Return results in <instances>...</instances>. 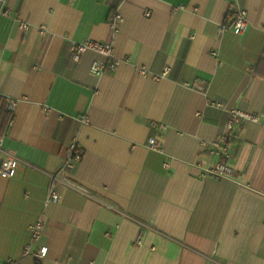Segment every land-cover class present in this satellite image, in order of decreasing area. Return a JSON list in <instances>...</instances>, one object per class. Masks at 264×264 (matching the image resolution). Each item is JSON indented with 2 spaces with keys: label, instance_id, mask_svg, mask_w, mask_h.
<instances>
[{
  "label": "crops",
  "instance_id": "1",
  "mask_svg": "<svg viewBox=\"0 0 264 264\" xmlns=\"http://www.w3.org/2000/svg\"><path fill=\"white\" fill-rule=\"evenodd\" d=\"M5 1L0 95L16 107L0 167L18 160L0 174V264H264V0ZM238 10L245 34L221 32ZM87 40L114 45L116 71L93 75L107 61L93 51L71 59ZM233 108L260 122L213 154L202 142ZM74 144L83 158L66 178L87 193L59 181L61 201L46 205ZM220 162L230 176L208 173ZM39 220L41 260L25 254Z\"/></svg>",
  "mask_w": 264,
  "mask_h": 264
},
{
  "label": "built area",
  "instance_id": "2",
  "mask_svg": "<svg viewBox=\"0 0 264 264\" xmlns=\"http://www.w3.org/2000/svg\"><path fill=\"white\" fill-rule=\"evenodd\" d=\"M2 4H5V0H0ZM4 14H10L9 9L3 10ZM151 15L150 11L146 12V16L149 17ZM123 18L119 12H116L112 16L111 27L114 32L118 31V26L122 22ZM229 23L224 25L221 28V32L225 31L226 29L232 28V30L239 35L245 34L248 28V21H247V13L245 10H238L234 13H231L228 18ZM24 29H27V25H23ZM41 32L44 34L46 32V27L43 26L41 28ZM89 51H93L99 53L106 57L107 61H94L90 67V72L93 75L101 76L107 71H116L118 66L121 64V61L116 59L115 57V50L114 45L111 42H101L95 40H87L82 43H75L72 47L71 51V59L79 63L82 60V57ZM213 55H216L213 53ZM198 91H205L203 86L195 87ZM217 106H221L220 103L216 104ZM10 109L14 110L16 107V102L10 101L9 103ZM260 122V117L258 115H254L250 112L243 111L241 109L233 108L230 110V118L226 125V130L212 143L202 142L204 147L210 146L212 148V153L216 155H222L227 157L229 155V141L231 135L236 126L241 125L243 122ZM12 124V123H11ZM10 124V125H11ZM149 147L156 151H162L160 146L157 144L155 138L149 139ZM83 158V151L76 145H72L69 147L66 159L63 165L60 167L58 171L51 175V185L49 188L48 197L46 199V205L51 202H60L62 199V195L58 193L56 190V183L62 181L65 187H73L81 192L87 193L84 188L81 186L72 183L66 175L70 173L72 170L75 169L77 163H79ZM17 158L14 155H9L3 162L2 166L0 167V174L5 177H12L15 174L16 165H17ZM168 167V164H165ZM208 173L218 177V178H225L231 175V169L225 162H220L213 165L209 170ZM102 204L113 207L112 205L101 201ZM32 243L26 248L25 254H32V244L38 243L42 237V230H43V223L42 221H37L32 227ZM37 258L45 259L48 254V247L41 246L40 251L37 253H33Z\"/></svg>",
  "mask_w": 264,
  "mask_h": 264
},
{
  "label": "trees",
  "instance_id": "3",
  "mask_svg": "<svg viewBox=\"0 0 264 264\" xmlns=\"http://www.w3.org/2000/svg\"><path fill=\"white\" fill-rule=\"evenodd\" d=\"M10 101L4 96L0 95V139H3L9 129L10 124L14 121V110L9 107Z\"/></svg>",
  "mask_w": 264,
  "mask_h": 264
}]
</instances>
